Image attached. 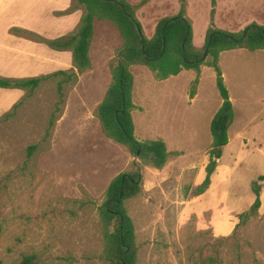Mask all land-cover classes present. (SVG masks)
Instances as JSON below:
<instances>
[{
  "label": "rangeland",
  "instance_id": "rangeland-1",
  "mask_svg": "<svg viewBox=\"0 0 264 264\" xmlns=\"http://www.w3.org/2000/svg\"><path fill=\"white\" fill-rule=\"evenodd\" d=\"M187 2L199 48L212 23L233 32L252 22L264 24V0ZM180 9L181 0H148L137 12L145 35L151 37L163 18ZM122 44L114 24L97 22L94 66L77 84L66 85L64 102L57 85L61 77L51 78L32 96L22 91L13 107L0 113V264H21L27 255L35 256V264H108L99 207L109 183L134 158L106 136L97 111L112 81L110 61ZM235 52H226L222 62L243 76L257 53ZM55 71L50 63H35L39 76ZM133 72L137 136L164 139L172 153L163 169L143 167V192L127 202L136 227L138 264H194L211 254H218L221 264H264V216L242 223L238 217L254 203L253 183L264 174L257 144L250 143L245 152L236 145L226 149L221 188L210 191L212 199L194 194L206 176L211 122L222 103L214 68L203 72L199 99L190 97L195 78L188 79L196 77L195 70L168 81L142 65ZM8 98L0 92V101ZM252 116L239 114L244 122ZM33 144L38 147L29 157ZM221 194L228 206L218 203Z\"/></svg>",
  "mask_w": 264,
  "mask_h": 264
},
{
  "label": "trees",
  "instance_id": "trees-1",
  "mask_svg": "<svg viewBox=\"0 0 264 264\" xmlns=\"http://www.w3.org/2000/svg\"><path fill=\"white\" fill-rule=\"evenodd\" d=\"M147 2L148 0H143L139 4H132L127 0H75L69 11L82 8L84 13L73 33L48 39L33 31L18 30L53 49L72 51L73 67L27 78L0 75V88L22 89L28 91L29 96L34 95L49 79L61 77L57 85L61 102H64L66 85L77 84L80 75L93 67L91 49L95 38V22L108 20L119 30L123 44L110 61L112 81L98 107L97 116L106 136L125 146L134 160L128 170L116 175L109 183L105 199L99 207L105 242L103 256L108 264H138L136 227L127 202L143 192V167L163 169L172 155L164 139L140 140L137 136L133 115L136 109L133 67L145 66L160 80L178 75L183 70H195L197 75L192 82L191 98L196 95L202 66L207 65L216 71L217 86L223 104L211 122L213 142L206 165V176L194 191L195 196H200L211 186L223 148L229 143V128L235 117L234 105L220 65L221 53L233 49H264V24L258 22H252L237 32L217 28L212 23L205 45L203 48L197 47L194 43L192 22L187 15V0H181V9L177 15L163 18L155 33L147 37L137 16L138 9ZM214 13L215 11L213 15ZM14 113L9 112L7 116ZM54 119L55 114L49 122L46 132L48 136L54 126ZM37 147L38 144L29 147V157L36 153ZM263 186L264 175H260L253 183L255 201L247 211L238 215L240 223L261 215ZM35 262L34 255H27L21 264ZM194 264H221V261L218 254H211Z\"/></svg>",
  "mask_w": 264,
  "mask_h": 264
},
{
  "label": "crops",
  "instance_id": "crops-1",
  "mask_svg": "<svg viewBox=\"0 0 264 264\" xmlns=\"http://www.w3.org/2000/svg\"><path fill=\"white\" fill-rule=\"evenodd\" d=\"M74 1L75 0H0L1 76L13 78L39 76L34 73L36 62L50 63L55 66L56 71L73 67L72 51L53 49L46 43L37 42L31 39L27 33L18 30L33 31L48 39H54L73 33L78 27L84 13L82 8L69 11ZM99 21L100 20H97L95 22V38L91 49L93 66L94 61L92 52L96 39V23ZM237 50L239 49L224 51L220 56V65L234 105L235 117L229 128V143L223 148V154L217 167V170L220 169V172L218 173L217 170L215 171L212 176L210 188L202 194L207 199H212L210 191L219 187L221 188L224 181V170L220 167V162L222 161L226 149L236 145V149H238L239 152H245V150L251 148L249 147L250 143H256L257 145L254 146V149L264 158V49L251 51L257 54L253 56L254 60L251 71L245 70L246 72L243 76H241L242 71L237 70L233 73L231 69L228 67L226 68L222 62V57L226 52L236 53L235 51ZM208 67L209 66L202 67L200 83L197 88L198 92H196L194 98L199 99L201 96L203 72ZM185 71L187 70H183L180 74L171 76L165 80L168 81L170 78L178 77ZM248 74H251V78H248ZM194 75L195 74H192L188 81L195 78ZM22 91L24 90L0 88L1 93L9 95L8 100H5L6 102L0 101V113L12 108L15 103L18 102ZM222 104L223 99L220 107ZM243 112H252V120L246 122L241 120L239 114ZM217 174L218 177L216 176ZM261 199L262 206L260 208V214L264 216V186L261 192ZM218 203L220 205L226 204L222 194Z\"/></svg>",
  "mask_w": 264,
  "mask_h": 264
},
{
  "label": "water",
  "instance_id": "water-1",
  "mask_svg": "<svg viewBox=\"0 0 264 264\" xmlns=\"http://www.w3.org/2000/svg\"><path fill=\"white\" fill-rule=\"evenodd\" d=\"M174 19H176V17Z\"/></svg>",
  "mask_w": 264,
  "mask_h": 264
}]
</instances>
